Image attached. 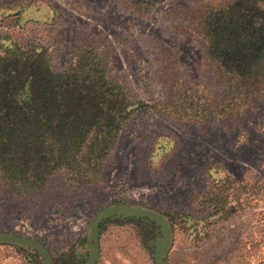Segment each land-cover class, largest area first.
I'll return each mask as SVG.
<instances>
[{
    "label": "rangeland",
    "instance_id": "1",
    "mask_svg": "<svg viewBox=\"0 0 264 264\" xmlns=\"http://www.w3.org/2000/svg\"><path fill=\"white\" fill-rule=\"evenodd\" d=\"M220 3L0 0V56L35 47L62 72L94 47L143 105L92 184L58 173L27 195L0 179V264H264V96L231 116L191 32Z\"/></svg>",
    "mask_w": 264,
    "mask_h": 264
},
{
    "label": "trees",
    "instance_id": "2",
    "mask_svg": "<svg viewBox=\"0 0 264 264\" xmlns=\"http://www.w3.org/2000/svg\"><path fill=\"white\" fill-rule=\"evenodd\" d=\"M191 20L223 83L226 110L235 116L251 109L264 96V0L203 4ZM103 55L76 48L62 72L35 47L16 44L0 56V179L16 193L37 194L58 173L66 184H92L130 116L143 107L109 76Z\"/></svg>",
    "mask_w": 264,
    "mask_h": 264
}]
</instances>
